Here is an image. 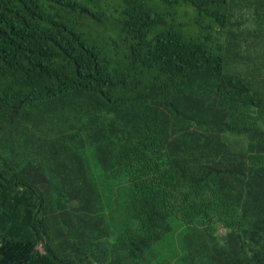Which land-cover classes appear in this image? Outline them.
<instances>
[{
  "label": "trees",
  "instance_id": "16d2710c",
  "mask_svg": "<svg viewBox=\"0 0 264 264\" xmlns=\"http://www.w3.org/2000/svg\"><path fill=\"white\" fill-rule=\"evenodd\" d=\"M0 264H264V0H0Z\"/></svg>",
  "mask_w": 264,
  "mask_h": 264
},
{
  "label": "bare ground",
  "instance_id": "6f19581e",
  "mask_svg": "<svg viewBox=\"0 0 264 264\" xmlns=\"http://www.w3.org/2000/svg\"><path fill=\"white\" fill-rule=\"evenodd\" d=\"M38 247V246H37ZM40 247V246H39ZM40 250V249H39ZM41 253V252H40Z\"/></svg>",
  "mask_w": 264,
  "mask_h": 264
}]
</instances>
